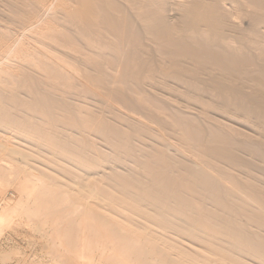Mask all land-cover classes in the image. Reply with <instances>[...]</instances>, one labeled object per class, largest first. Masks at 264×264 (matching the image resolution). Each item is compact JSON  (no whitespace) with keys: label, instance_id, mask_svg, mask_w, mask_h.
I'll use <instances>...</instances> for the list:
<instances>
[{"label":"bare ground","instance_id":"6f19581e","mask_svg":"<svg viewBox=\"0 0 264 264\" xmlns=\"http://www.w3.org/2000/svg\"><path fill=\"white\" fill-rule=\"evenodd\" d=\"M0 164L41 264H264V0H0Z\"/></svg>","mask_w":264,"mask_h":264},{"label":"rangeland","instance_id":"374dc122","mask_svg":"<svg viewBox=\"0 0 264 264\" xmlns=\"http://www.w3.org/2000/svg\"><path fill=\"white\" fill-rule=\"evenodd\" d=\"M240 21H241L240 24H242L241 26H246V24H247L246 18L244 20H240ZM93 104L95 105L96 102ZM147 122H149V121L147 120ZM151 123L152 122H149V124H151ZM151 125L153 127L156 126L153 123ZM46 163H48L47 160H46ZM0 166H1V164H0ZM0 168H2V166ZM0 171H3V170L1 169ZM20 174H22V173H20ZM1 175H2V177H4V175L6 176V174L2 173V172H1ZM12 175H14V173H12ZM20 176H22V175H20ZM14 177H16V176H14ZM0 178H1V176H0ZM60 184L73 185L74 183L72 181H68V182L67 181L66 182L65 181H55V183L48 184V185L54 187L55 185L59 186ZM13 185L14 184H12V186H10V187L8 185V187H6V189H5V187H4L5 184H3L2 187H4L5 191L3 189H1L2 187L0 186V192H5V193H0V198L3 196H7V197L10 196L9 198H15L17 190L14 189L15 186H13ZM2 194H4V195H2ZM56 195L55 196H54V194H53V196L49 195V197L44 195L43 197H41V199H39L37 201V205H36V207L38 208V216L36 217V220L33 219V221H30L27 224H25V223L19 224V225L16 224V225H11L9 227V226H7V222L9 220L10 216L13 214H16V213H11V215L6 216V218L4 219V222L2 224H0V264H21V263L22 264H39L41 261L46 260V258L51 253V247L53 245V244H51V246H50V242L52 240L50 239L51 235L48 236V234H50V233L56 234L57 228L55 229V227H57L58 223H59V225L62 224L60 222H63L62 218H65V216H67V215H65L66 213L68 215H70L72 213V208H70V207L66 208L68 210H67V212H64L65 214L61 213V211H66V209L62 210L61 208H63V206H64V208L66 207L65 202L67 203V201H65V202L62 201V202H64L65 205L64 204L61 205V200L64 197L58 196L59 198L57 199ZM56 199H57V201L58 200L60 201V202H58V203H60V207H59ZM48 203H50V204L48 205ZM42 204H43V207H42ZM56 204L61 209V211L59 210V208L57 207ZM3 206L4 205H1V203H0V208H2ZM40 207H42V208H40ZM7 208H10V207H7ZM43 208L45 209V211L43 210ZM80 209L78 210V213H81ZM58 215L60 218L62 217L61 218L62 221L60 219H57V222H56V218H59ZM55 216H57V217H55ZM50 217L53 218L52 221L56 222V223L54 222L56 224L55 227H54L55 224L52 225V228H51L52 230L50 229V227H51V225H50L51 220L49 219ZM18 218L19 217L16 216V220ZM44 218H46V219H44ZM54 218H55V220H54ZM52 224H53V222H52ZM198 227H199V225H197V228ZM60 228H61V225H60ZM3 252L7 253V258H5V259L1 258V253H3ZM37 262H39V263H37Z\"/></svg>","mask_w":264,"mask_h":264}]
</instances>
